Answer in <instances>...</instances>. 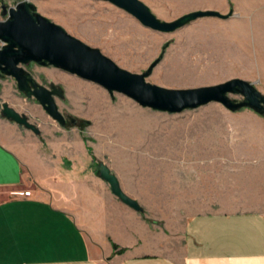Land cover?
Masks as SVG:
<instances>
[{
  "label": "rangeland",
  "instance_id": "374dc122",
  "mask_svg": "<svg viewBox=\"0 0 264 264\" xmlns=\"http://www.w3.org/2000/svg\"><path fill=\"white\" fill-rule=\"evenodd\" d=\"M18 1L0 0V20L7 17L4 3L16 6ZM29 1L39 13L132 72L148 70L163 56L148 77L154 84L196 88L243 77L264 93V0H144L166 21L200 9L234 11L227 19L202 16L167 33L146 27L111 1ZM25 67L42 84L63 88L65 97L56 101L67 124L53 119L35 96L20 92L11 76L0 90L1 112L4 101L25 112L38 125L40 134L30 132L42 146L59 154L60 165L79 171L75 178L81 179L82 198L77 205L94 209L88 214L78 206L76 217L88 230L96 226L94 219H102L99 208L105 203L117 207L112 200L116 197L109 195L110 183L97 169L102 161L118 174L123 190L144 206L143 211L132 208L146 227L160 233L153 244L175 258H181L191 216L211 208L184 205V188L233 181V172L240 177V188L249 182L246 177L257 176L258 185H264V115L258 111L246 107L233 111L217 101L163 112L144 107L127 94L113 96L100 83L63 68L35 61Z\"/></svg>",
  "mask_w": 264,
  "mask_h": 264
},
{
  "label": "crops",
  "instance_id": "0c3cea01",
  "mask_svg": "<svg viewBox=\"0 0 264 264\" xmlns=\"http://www.w3.org/2000/svg\"><path fill=\"white\" fill-rule=\"evenodd\" d=\"M30 131L0 109V264H264V185L257 176L246 177L244 188L234 172L233 181L184 188V205L217 209L191 216L175 258L161 253L153 244L160 233L112 188L117 207L105 203L102 219L86 229L76 217L79 171L60 165L59 154ZM82 205L88 214L94 209Z\"/></svg>",
  "mask_w": 264,
  "mask_h": 264
},
{
  "label": "water",
  "instance_id": "95a60500",
  "mask_svg": "<svg viewBox=\"0 0 264 264\" xmlns=\"http://www.w3.org/2000/svg\"><path fill=\"white\" fill-rule=\"evenodd\" d=\"M111 1L119 8L125 9L136 16L141 24L153 30L173 32L187 26L190 22L204 17L217 16L222 19L232 16L234 11L226 14L213 10L200 9L166 21L160 18L144 0H104ZM7 4H4V8ZM34 2L20 0L16 6L4 10L5 20H0V79L11 76L18 82V89L28 97H36L53 119L67 124L68 119L57 104V97H65L61 86L52 84L46 86L33 75L25 65L35 61L41 66H55L74 73L77 76L100 83L113 96L115 92L129 95L144 107L159 111L178 113L186 109L199 108L204 104L220 101L227 109L237 111L243 107L250 108L264 115V93L257 85L246 78H230L216 85H203L190 88H167L150 82L148 77L159 63L161 56L148 70L132 72L117 64L114 59L99 47H92L86 41L70 34L59 23L53 22L48 16L37 10ZM2 82L0 81V87ZM241 95L243 99L233 98L230 94ZM2 115L25 125L33 132L41 133L38 125L32 122L25 112H20L9 102H2ZM71 121L78 118L70 116ZM90 122V121H88ZM100 177L111 185L113 194L119 196L122 202L137 211H143L138 200L123 190L118 174L102 161L97 166Z\"/></svg>",
  "mask_w": 264,
  "mask_h": 264
},
{
  "label": "flooded vegetation",
  "instance_id": "af4514ba",
  "mask_svg": "<svg viewBox=\"0 0 264 264\" xmlns=\"http://www.w3.org/2000/svg\"><path fill=\"white\" fill-rule=\"evenodd\" d=\"M4 4H5V3H4ZM10 7H11V6L7 5V7L4 8V5H3V11H4L5 9H6V10L10 9ZM2 46H3V45H2ZM2 46H1V47H2ZM1 47H0V49H1ZM7 77H9V76H7ZM7 77L4 78V79H0V81L2 82L1 87H0V90L4 87V82H5V80L7 79Z\"/></svg>",
  "mask_w": 264,
  "mask_h": 264
},
{
  "label": "built area",
  "instance_id": "2783aa9c",
  "mask_svg": "<svg viewBox=\"0 0 264 264\" xmlns=\"http://www.w3.org/2000/svg\"><path fill=\"white\" fill-rule=\"evenodd\" d=\"M20 193L24 195L26 194L27 196L31 195V191H28V190H25L24 192H20Z\"/></svg>",
  "mask_w": 264,
  "mask_h": 264
},
{
  "label": "trees",
  "instance_id": "16d2710c",
  "mask_svg": "<svg viewBox=\"0 0 264 264\" xmlns=\"http://www.w3.org/2000/svg\"><path fill=\"white\" fill-rule=\"evenodd\" d=\"M114 247H116V249H119V250H121V251H122V249H121V248H119V246H117L116 244H114Z\"/></svg>",
  "mask_w": 264,
  "mask_h": 264
}]
</instances>
